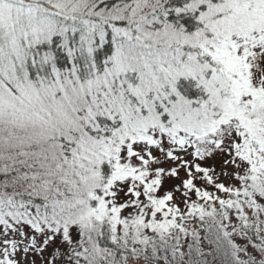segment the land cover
I'll return each instance as SVG.
<instances>
[{
	"label": "snow or ice",
	"instance_id": "obj_1",
	"mask_svg": "<svg viewBox=\"0 0 264 264\" xmlns=\"http://www.w3.org/2000/svg\"><path fill=\"white\" fill-rule=\"evenodd\" d=\"M0 264H264V0H0Z\"/></svg>",
	"mask_w": 264,
	"mask_h": 264
}]
</instances>
